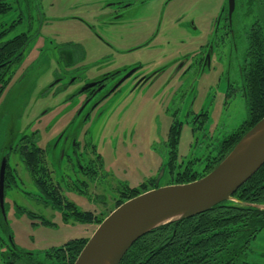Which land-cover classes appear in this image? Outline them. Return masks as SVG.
Segmentation results:
<instances>
[{
    "label": "rangeland",
    "instance_id": "374dc122",
    "mask_svg": "<svg viewBox=\"0 0 264 264\" xmlns=\"http://www.w3.org/2000/svg\"><path fill=\"white\" fill-rule=\"evenodd\" d=\"M196 1L198 2L194 10L201 12L202 7L197 4L202 0ZM91 2L92 0H18L17 3L12 2L13 7L15 6L14 10L0 17V24L10 28L6 39L28 31L33 34L40 29L38 37L33 38L29 44L20 69L13 73L0 96V157L9 147H14L10 163L22 179H19L17 185L14 184L15 189L11 187L8 190L7 201L10 205L8 218L15 234V241L20 246L33 250L34 253L62 245L71 238L91 237L99 223L66 224L59 211L49 206L45 207L38 189L30 180V173L18 149L23 134L40 133L39 138H36L39 139L37 144L47 148V156L57 180H61L63 175L60 169L62 172L65 169V166L59 167L56 158L61 155L65 144L63 141L60 143L57 141L61 134L67 132L66 134L72 137L74 134H77L76 137L81 135L83 142H93L104 158L105 170L114 173L118 180L140 184L141 179L150 177L163 164L160 173L163 169L165 173L163 176L159 173L158 178L162 186L166 185L169 179L167 168L169 156L165 141L175 112L184 121L179 154L186 161L207 154L209 150H212V154H216L219 141L239 128L249 116L246 100L241 94L224 103V98L219 92L225 89V78L221 85H218L217 79H213L203 90L202 80L198 79L193 86L195 73L188 72L187 82L180 87L177 85L178 76L173 78L176 65L163 64L176 53H181V57L196 51L198 43L200 45L205 42L204 33L200 32L207 30L206 26L211 19H204L202 16L191 24L192 27L195 23L192 34L185 32L177 22L165 18L161 23L149 21L148 26L140 27L138 35L140 40L129 38L131 41L128 42L121 37L123 43L126 41L125 48L133 47L142 43L143 39L149 40L155 29H159L161 33L151 38L153 43L161 46L159 50H151L145 55L142 53L143 50L138 49L132 53L127 52L128 54L123 58L132 57L134 61L145 62L146 59L151 60L153 57L151 55L161 51L162 54H167L166 60L159 65L145 66L141 71L134 73L113 98L104 101L101 108H98L99 111L94 109L98 103V96L86 99L87 93H79L89 83L88 81L114 71L117 67H120L121 77L131 69L124 62L122 64L125 66H120L119 62L117 64L104 62L106 63L104 67L96 64V61H100L101 53L104 50L108 51L103 38L110 39L106 38L109 37L107 34L102 38V31L95 21V15L92 17L88 14L87 5ZM101 3L103 1L97 4ZM207 5L205 1L204 7L206 8ZM149 7L148 12L156 9L155 3ZM39 15L43 17L42 20L39 19ZM82 21L91 23L92 28L90 29L88 25L85 27ZM240 23L244 32L240 38H237V44L238 59L242 60L244 50L248 46L245 33L252 21L242 19ZM163 31L169 34H162ZM67 42L85 47L87 51L85 67L79 65L65 70V64L62 62L66 59L60 55L59 45ZM107 54L108 59H120L114 58L120 57L118 49L108 51ZM12 68L16 69V64ZM234 69L236 68H232L231 71L232 78L236 76L237 70ZM142 73L156 74V80H150L136 87V78ZM58 75H61L62 79H59ZM75 77L77 79H74ZM199 105L211 115L214 111L212 118L204 123V130L200 128L199 123L194 124L193 114L189 113L192 108H197ZM221 107L224 108V112L220 111ZM70 109L76 110L68 112ZM67 151L69 152V148ZM81 151L83 150L79 151V157L82 159L85 154L81 155ZM90 153L91 151L88 156H93ZM202 167L203 164H196V169ZM114 174L111 177L106 175L101 181L91 182L87 189L88 193H92L93 196L104 193L102 197L104 202H114L115 196L118 195V192L111 187L118 183ZM67 196L83 209L93 210L98 215L113 208L110 205L104 207L99 203L91 204L72 193H67ZM15 202L27 208L29 212L54 221L56 225L45 226L40 224L41 219H33L27 214L17 213L12 208ZM34 222L39 224L34 225ZM254 246L256 254L252 260L264 264V229L259 233Z\"/></svg>",
    "mask_w": 264,
    "mask_h": 264
},
{
    "label": "flooded vegetation",
    "instance_id": "af4514ba",
    "mask_svg": "<svg viewBox=\"0 0 264 264\" xmlns=\"http://www.w3.org/2000/svg\"><path fill=\"white\" fill-rule=\"evenodd\" d=\"M12 1H15L16 3L18 2V0H12ZM95 1L96 2H93L92 0V2L87 5V8L89 9L88 14L92 17L95 15V18H96L95 21L98 23V26L100 30L102 31V35H103L102 38L106 37L105 34L109 36L106 38L110 40H106L103 38V42L107 46L108 51H111V50L113 51V50L118 49L119 56H120V57H114V58H120L117 60L108 59L109 57V55L107 54L108 51L104 50L101 53L102 55H100L101 56L100 61H96V64L105 66L106 63L117 64L119 62L121 63L119 65L122 66L123 65L122 62H124L128 64V68H130L131 70L125 76L121 77L120 67L119 68L117 67V69H115L114 71L104 73L103 75L88 81L89 83H87L84 89L82 91H79V93H87L86 99H90L92 97L98 96V99H97L98 103L96 105V108L94 109H98V108L100 109L101 106L104 104V101L110 98H113L115 93L120 91L121 86L128 79H130L134 73L138 72L139 70L141 71L145 66L152 65V64L159 65V64H162L164 60H166L167 54L165 53L162 54L161 51L158 53H155L154 55H151L153 56L151 60L147 61L146 59L145 62L140 61V60L134 61L132 57L123 58L124 55L128 54L127 52L132 53L138 49L143 50L142 53L145 55H146V52L149 53L151 50H159L158 48H160L161 46H158L159 44H155L153 43V41H151L152 37L155 38L157 37V35L161 33L159 29L158 30L155 29V31L153 32V35L149 38V40L143 39L142 43H139L138 45L133 46V47L125 48V46H126V41L128 42L131 41L129 38L140 40V38L138 37L140 27H143L146 25L148 26L149 21H152V22L156 21V23L157 22L161 23L163 22L165 18L173 22L174 21L177 22L179 24V27L181 26V28H184L185 32H188L189 34L193 33L192 29L194 28L195 23L192 27H191V24H193V22H195L198 19V17L202 16L204 19L205 18L211 19V21H209L208 26H206L207 30L205 32H202V31L200 32V33H204V38H206V40L200 45L198 43V49L196 51L187 53L181 57H180L181 53H176L174 56H171L169 59H167V61L163 62V64L166 63L165 65H168V66H172V64L176 65L175 74L173 75V78L178 76L179 83L177 85L182 87L187 82L186 79L189 76L187 75L188 72L195 73L193 86L195 85L198 79L199 81L202 80L203 90L206 88V86L211 84L213 79H217L218 85H221L223 78H225L226 80L225 89L222 92H219L220 96L224 98V103L225 101H228L229 99L233 98L234 96L238 94H241L246 100L245 89H244L245 88L244 87V84H245L244 83V73H245L247 60H248V57H247L248 55L247 47L248 46L244 50V59L239 60L238 59L239 46L237 44V38L238 37L240 38L242 33L244 32V28L241 25L240 21L242 19L244 20L250 19L252 21V23L249 26V29L245 33L246 38L248 40L249 37L251 36V32H252L251 30L253 29V27H255L257 24L264 21V0H202L197 4L202 7L201 12H196L194 10L195 4L198 2L196 0H95ZM100 1H103V3L97 4ZM205 1L208 3L206 8L204 7ZM84 3H87V2L84 1ZM154 3H155L156 9L153 12H150V11L148 12L147 10L150 9L149 6ZM94 12L96 13L94 14ZM19 19H21V17ZM39 19L42 20L43 17L39 15ZM82 22L85 25V27L86 25H88L90 29L92 28L91 23L90 25L88 24V22H85V21H82ZM15 23L16 22H14V24ZM3 27L5 26L3 25ZM39 30L33 34L31 33V31L18 34V35L26 34L29 38V42L24 48L25 50L24 55H23V50H22L21 53L19 54L21 56L20 60H18L17 62H14V64L12 65L13 67L16 64V69H13L11 67L10 72L7 74V79L9 78L10 80L13 73L16 70L18 71L20 69L21 67L20 65L22 63L23 57L27 54L28 46L31 40H33V38L38 37ZM125 30H128V31L125 32ZM163 33L169 34L167 31L165 32L163 31L162 34ZM119 34L122 36H120ZM124 34L126 36H123ZM6 36L4 40H8L6 39ZM121 37L126 40L124 41V43L120 39ZM59 51H60V55L66 59L65 62H62V64H65V70L76 68L79 65H82V67L86 66V63L84 62L87 56V51L83 45H80L74 42H67L66 44H63L61 46L59 45ZM113 54L114 53H112V55ZM164 57L165 59H162ZM170 59H171V63H170ZM234 67L236 68L234 70H237V71H236V76L232 78L231 71H232V68ZM58 76H59V79H62L61 75H58ZM155 78H156V74L151 75V73H147V74L142 73L137 76L136 81H135L136 82L135 86L136 87L142 86L143 84H146L150 80L152 81L156 80ZM74 79H77V78L75 77ZM201 106L202 105H199L197 108H192L189 111V113L193 114L192 120L195 122L194 124L199 123L200 128H203L204 130L205 129L204 123L206 122V120H209L212 118L214 111L211 115L209 111L207 112L205 108H202ZM75 110L76 109H70L68 110V112L75 111ZM220 111L224 112V108L221 107ZM172 117L173 118L169 126L167 140L165 141L167 153L169 156L168 162H167V168L170 166L169 164L171 162V157H172V154H171L172 148L170 146V142L172 139V133L177 132L178 130H176V128L179 127L180 135H181V130L183 129V126H184V121H182L179 118L177 112H175V114L172 115ZM66 133L67 132H65L63 135L61 134L60 138L57 141L58 143L63 141V143L65 144L64 147L62 148L61 155L56 157L57 164H59V167L64 168L65 166V169L63 172H62V169H60L61 173L63 174L61 177V180H57V176L56 177L54 176L55 171H53V169L51 168L50 161L47 156V148H44L42 145L37 144V142H39L37 140L39 139H36V138H39L40 133L33 132L32 133L33 139L31 140L34 143L35 147H39L43 151L47 166H49L48 169H49L50 175L53 178L54 183L56 182L60 183V186L62 187V194L66 197V200L73 202L74 205L77 206L79 210L92 211L93 213H95L93 210L83 209L82 207H80L75 201L71 200L67 196V193L68 194L72 193L74 195H77L79 198H83L84 200L86 199L85 201L91 204L99 203V204H102V206L104 207L107 205H110V207H113L110 210V213H111L114 209L118 207V206L117 207H114V206L116 205V201L119 199V196H120V193H119V188L121 187L120 182L128 183L129 186L131 187L138 186L143 182H148V183H152L151 189L157 187L158 182H159L158 180L159 173L163 167V164L150 177L146 178L145 180L141 179L140 184L135 185L133 183L131 184L130 182H125L120 179L118 180L114 173H110L108 170H105L104 158L102 154L98 152L99 150L97 149L96 145L93 144V142L91 141L83 142L81 141V138H80L81 135H78L76 137L77 134H74V136L72 137V136L67 135ZM21 139H20V143H21ZM224 139L219 141V143L217 144L218 149H217L216 154H212V150H209L207 154H203L198 157L190 158L188 161H186L183 158V156L181 157V155L179 154V143H178V157L176 160L177 161L176 165L180 164L182 166L181 169L190 167L195 172L203 173V176L206 175L212 170L211 169L208 172V170L210 169L209 168L210 165H213V163L216 161V158L219 155L220 144ZM197 141H199V139H197ZM179 142H180V138H179ZM67 148H69V152L67 151ZM8 149L10 150V153L5 152L0 157V165H1L3 157L8 156L7 167L10 163V157L13 154L14 147L12 148L9 147ZM18 149L20 148L18 147ZM80 150H83L81 151V155L85 154V156L82 159L79 157ZM90 151L93 154V156H90V155L88 156ZM22 161L24 162L23 157H22ZM196 164H203L202 169H196ZM7 167H6V171H7ZM10 168H11L10 171H12L11 174H13V176L15 177L14 181L11 184V187L14 188V184L17 185L20 178L18 176L16 169L11 165V163H10ZM162 171L163 172L160 173V176H163V174L165 173L164 169ZM168 173H169V169H168ZM112 174H114L115 176L114 178L116 182L118 180V183H115V186L111 185L110 183L111 187L118 192V195H116L114 198V202H110V203L104 202V199L102 198L105 195L104 193L96 195V196H93L92 193L90 194L88 193L87 189L91 182H94L95 180L101 181L106 177V175H108V177H111ZM29 176H30V180L33 181L36 188L38 189L39 196L41 197L42 199L41 201L43 202L45 207L49 206V208L59 211L61 213V216L63 218L62 220L64 221V223L66 224L71 223L72 225H75L77 223H88V222L79 221L69 216H66V219H64L65 215L63 213L64 212L70 213L71 210H65L63 212L62 210L57 209L53 205V203L46 198V195L42 191H40L35 181L33 180L31 174H29ZM169 180H170V174H169L168 181ZM5 181H6V173H5ZM62 183H64V185ZM71 188L73 190H70ZM4 193H5V188H4ZM87 193L92 198L91 201L88 199V196L86 195ZM27 194L32 195L31 193H27ZM6 201H7V198L5 195L4 205ZM15 203H13L12 208L17 213L21 212L20 213L21 215L27 214L28 217H30L28 214H32L34 215L33 219H37V218L41 219L42 222H40V224L45 225V226L52 227L56 225L54 221L48 218H45L37 213L29 212L27 211L28 210L27 208H24L22 205H18L16 203L20 211L18 212L17 207H15ZM9 210H10L9 204H8L7 209H6V206H4V212L0 205V211L2 212V216L4 220L6 221V223H10V220L8 218ZM44 220H47L46 222H49V224L43 223ZM90 223L93 224L96 222H90ZM35 224H39V223L34 222V225ZM9 225L11 227V224ZM0 235L2 236L5 235V232L2 230L1 224H0ZM80 237L81 236L76 237V238H80ZM71 239H75V238H71ZM53 247H56V246H53ZM0 249L3 250L2 247ZM15 258H16V264H26L25 262L21 261L19 256H16Z\"/></svg>",
    "mask_w": 264,
    "mask_h": 264
},
{
    "label": "trees",
    "instance_id": "16d2710c",
    "mask_svg": "<svg viewBox=\"0 0 264 264\" xmlns=\"http://www.w3.org/2000/svg\"><path fill=\"white\" fill-rule=\"evenodd\" d=\"M12 2V0H0V17L14 9ZM8 31L9 28L0 24V96L9 80L7 74L14 62L20 60L19 54L22 50L24 55V48L29 42L26 34L4 40ZM251 31L244 73L249 116L239 128L221 142L219 155L213 165H210L208 172L215 168L235 144L264 117V21L253 27ZM176 130L178 131L172 133L170 142L172 148L168 167L170 180L166 184L188 183L203 176V173H197L190 167L181 169L180 164L176 165L179 127ZM32 136L33 134L23 135L18 147L26 168L40 191L57 209L63 212L71 210L70 213H63L64 219L69 216L82 222L101 223L110 211L96 215L92 211H81L73 202L67 201L62 194L60 183H54L50 175L43 151L35 147L30 139ZM6 152L10 153V150ZM10 169L9 163L5 181L6 198L15 178ZM120 185V196L114 207L152 188V183L148 182L134 187L124 182H120ZM86 195L91 201L89 194ZM234 197L248 205L224 201L205 212L155 228L131 246L120 264H259L252 259L256 254L254 242L264 229V209L254 204H264V165L234 193ZM5 206L7 209V201ZM15 207L20 212L16 203ZM28 215L34 218V215ZM46 221L44 220L43 223L49 224ZM0 224L5 232L4 236L0 235V248H3L0 249V264H16V256L26 264H74L89 240V237L70 239L61 246L44 249L36 254L15 241L14 231L10 223L4 220L1 211Z\"/></svg>",
    "mask_w": 264,
    "mask_h": 264
},
{
    "label": "water",
    "instance_id": "95a60500",
    "mask_svg": "<svg viewBox=\"0 0 264 264\" xmlns=\"http://www.w3.org/2000/svg\"><path fill=\"white\" fill-rule=\"evenodd\" d=\"M8 156L0 165V205L4 212ZM264 165V117L206 175L166 184L120 204L97 227L74 264H120L142 236L171 222L205 212L224 201L248 205L234 193ZM264 209V204H254Z\"/></svg>",
    "mask_w": 264,
    "mask_h": 264
}]
</instances>
